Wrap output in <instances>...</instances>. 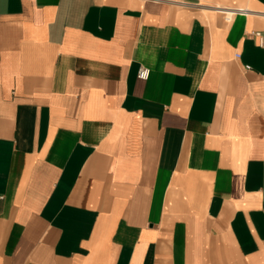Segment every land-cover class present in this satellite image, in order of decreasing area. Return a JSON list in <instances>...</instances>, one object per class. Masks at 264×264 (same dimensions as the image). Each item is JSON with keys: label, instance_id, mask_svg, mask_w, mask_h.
Instances as JSON below:
<instances>
[{"label": "crops", "instance_id": "1", "mask_svg": "<svg viewBox=\"0 0 264 264\" xmlns=\"http://www.w3.org/2000/svg\"><path fill=\"white\" fill-rule=\"evenodd\" d=\"M256 30L264 0H0V264H264Z\"/></svg>", "mask_w": 264, "mask_h": 264}, {"label": "built area", "instance_id": "2", "mask_svg": "<svg viewBox=\"0 0 264 264\" xmlns=\"http://www.w3.org/2000/svg\"><path fill=\"white\" fill-rule=\"evenodd\" d=\"M253 34L258 38V42L261 46H264V33L260 30H256L253 32ZM247 68H251L250 65H246ZM138 76L141 79H148L150 76V69L147 67H140L138 70Z\"/></svg>", "mask_w": 264, "mask_h": 264}]
</instances>
